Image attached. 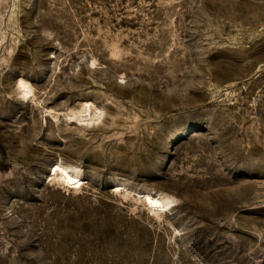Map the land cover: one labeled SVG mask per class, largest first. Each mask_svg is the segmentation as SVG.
I'll use <instances>...</instances> for the list:
<instances>
[{
	"label": "rangeland",
	"instance_id": "1",
	"mask_svg": "<svg viewBox=\"0 0 264 264\" xmlns=\"http://www.w3.org/2000/svg\"><path fill=\"white\" fill-rule=\"evenodd\" d=\"M0 264H264V0H0Z\"/></svg>",
	"mask_w": 264,
	"mask_h": 264
},
{
	"label": "bare ground",
	"instance_id": "2",
	"mask_svg": "<svg viewBox=\"0 0 264 264\" xmlns=\"http://www.w3.org/2000/svg\"><path fill=\"white\" fill-rule=\"evenodd\" d=\"M25 85V84H24ZM28 93V92H27ZM62 167L60 165H55V174L56 172L61 169ZM82 179L80 178V175L76 173L75 176L73 175H70L69 173H67V183L70 184V185H78V184H81L82 182ZM145 201L151 203V206L152 207H160L162 210H166L165 207L169 206L172 204L171 200L169 198H167L165 200V204H163L162 201L158 200L157 198H154L150 195H145Z\"/></svg>",
	"mask_w": 264,
	"mask_h": 264
}]
</instances>
